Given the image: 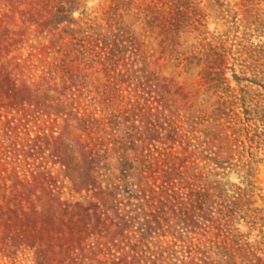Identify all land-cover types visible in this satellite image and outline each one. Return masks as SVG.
<instances>
[{"label":"rangeland","instance_id":"rangeland-1","mask_svg":"<svg viewBox=\"0 0 264 264\" xmlns=\"http://www.w3.org/2000/svg\"><path fill=\"white\" fill-rule=\"evenodd\" d=\"M258 52L264 0H0V264H264Z\"/></svg>","mask_w":264,"mask_h":264},{"label":"trees","instance_id":"trees-1","mask_svg":"<svg viewBox=\"0 0 264 264\" xmlns=\"http://www.w3.org/2000/svg\"><path fill=\"white\" fill-rule=\"evenodd\" d=\"M167 20V18L165 19ZM197 21L199 23H201V19L198 18ZM115 46L117 44H114ZM257 49V48H256ZM216 54L215 57H213L212 55V52H209V54L207 55L208 57V63L209 64H216L218 65L219 67H221V72L223 73L224 72V69H223V62L225 61V56H224V53L222 52H214ZM260 54H263L264 55V52H258ZM214 58V59H213ZM213 66V65H212ZM221 77V76H220ZM245 99V98H244ZM232 103H235L234 101H232ZM98 192H96L97 194H101V195H104L106 192L105 190H97ZM205 197L208 198L209 197V194H205ZM66 203L62 202V201H59V206H63L65 205ZM66 205L70 206L71 204L70 203H67ZM65 205V206H66ZM66 208V207H65Z\"/></svg>","mask_w":264,"mask_h":264}]
</instances>
